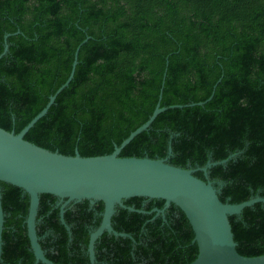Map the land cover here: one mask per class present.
<instances>
[{
    "label": "trees",
    "instance_id": "trees-1",
    "mask_svg": "<svg viewBox=\"0 0 264 264\" xmlns=\"http://www.w3.org/2000/svg\"><path fill=\"white\" fill-rule=\"evenodd\" d=\"M7 35L8 52L0 59L3 130L19 133L46 106L88 37L72 80L26 141L66 156L75 150L82 157L108 155L158 103L204 102L215 87L203 106L160 113L120 156L164 159L170 147L168 163L185 169L235 154L209 170L210 180L223 184L215 185L219 199L239 204L264 198V0H0V54ZM194 176L205 180L202 172ZM1 189V264H34L25 225L28 196L4 183ZM56 201L40 196L37 236L44 228L60 233L59 253L46 258L67 264L60 251L68 237ZM146 201L124 204L147 213L164 208L162 200ZM75 208L79 216L67 211L64 219L71 228H83L92 212L86 201ZM94 209L101 213L103 204ZM229 222L239 255L264 254V203ZM99 223L98 218L92 226ZM112 225L133 241L104 235L101 240L111 243L100 256L104 264H189L197 256L192 228L173 205L165 220L153 212L117 209Z\"/></svg>",
    "mask_w": 264,
    "mask_h": 264
},
{
    "label": "water",
    "instance_id": "water-1",
    "mask_svg": "<svg viewBox=\"0 0 264 264\" xmlns=\"http://www.w3.org/2000/svg\"><path fill=\"white\" fill-rule=\"evenodd\" d=\"M8 36H5L0 59L8 52L6 42ZM88 39L85 38L77 47L68 79L49 97L46 106L17 134L0 128V264L5 217L1 204V183L19 188L28 196L29 206L25 225L34 264H54L46 258L37 236V215L41 195L57 199L61 222L66 228L68 227L63 215L68 205L84 201L90 206L99 202L103 204L101 223L89 239L92 258L94 244L104 232L133 241L130 235L114 231L111 220L118 207L128 212L149 214L124 205L127 200L143 198L164 201V210H153L163 217L164 211L171 205L184 214L194 234L192 243L196 244L198 250L196 258L189 264H264V254L255 257L238 254L229 222V217L240 216L245 208L256 203H264V198L255 196L239 204L229 203V200L222 202L218 197L219 189L215 188V185L221 187L223 184L209 178V170L212 167L225 165L235 157V154L218 162L209 159L203 167L185 169L168 163L172 152L170 147L168 156L164 159L120 156L123 148L140 133L147 131L160 113L168 109L203 106L212 98L215 87L204 102L169 107H160L158 103L148 120L131 132L119 146L115 145L113 152L108 155L82 157L75 150L73 156H66L57 151L52 152L38 147L24 139L37 121L47 114L56 96L72 80L79 48ZM164 78L165 73L162 83ZM196 172H202L205 180L195 177Z\"/></svg>",
    "mask_w": 264,
    "mask_h": 264
},
{
    "label": "flooded vegetation",
    "instance_id": "flooded-vegetation-1",
    "mask_svg": "<svg viewBox=\"0 0 264 264\" xmlns=\"http://www.w3.org/2000/svg\"><path fill=\"white\" fill-rule=\"evenodd\" d=\"M146 202H148V200ZM77 204H81V203L68 205L65 209L64 215L67 211H71L73 214H76V217H78L80 214V209L75 208V206ZM87 204H88L87 211L92 212V217L89 219V221L87 220L84 223L83 228H71V226H69L66 223V221L64 219V215H63V220L68 227V228H66L61 222L60 209L58 206V202L56 201L54 204L53 208L58 209L59 222L64 227L63 229L65 230L67 237H68L66 242H64L62 244L64 246V250L60 251V253H63L68 257V263L67 264H104L105 263L104 260H106V259L101 260L100 256L107 253V251H106V249H104V247L105 246H107V247L111 246V243L109 241L101 240V239H103L104 235H105L106 239H110L111 237H115L112 234L104 232L97 239L96 243L94 244L93 258H92L90 250H89V239H90L91 234L99 227V225L101 223L103 211L101 213L95 211L94 206L97 203L93 206H90L89 203H87ZM145 204L146 203H143V205H145ZM117 209H121V208L118 207ZM117 209H116V212H117ZM168 209H166L164 211V217L161 214H156L155 212H153L154 209L151 210V212L155 213V218L160 216L163 218V220H165V213ZM121 210H123V209H121ZM162 210H164V208ZM116 212H115V214H116ZM151 212H148V213L150 214ZM98 218L100 219L99 225L97 227H93L92 225L98 220ZM111 222H112V220H111ZM41 223H42V218L40 217L39 219H37V224L41 225ZM112 227H113V225H112ZM114 231H116V230L114 229ZM118 233H122V232H118ZM59 237H61V234L56 233L54 229L44 228L41 236L39 237V244H40V246L43 245V247L45 248V250H43L41 247V249L45 253V256H46V253L54 252L56 250L58 251L57 247H59V242L56 238H59ZM115 238H121V237H115ZM58 253H59V251H58ZM54 264H56V263H54ZM59 264H61V263H59Z\"/></svg>",
    "mask_w": 264,
    "mask_h": 264
}]
</instances>
